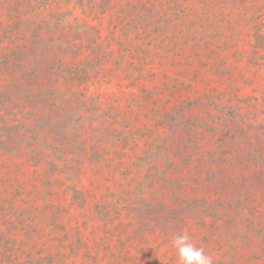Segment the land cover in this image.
<instances>
[{
  "label": "trees",
  "instance_id": "16d2710c",
  "mask_svg": "<svg viewBox=\"0 0 264 264\" xmlns=\"http://www.w3.org/2000/svg\"><path fill=\"white\" fill-rule=\"evenodd\" d=\"M73 1L0 0V162L26 158L64 172L117 159L114 180L125 184L123 196L126 183L132 189L148 166L147 174L158 181H137L149 190H133L127 204L95 197L102 223L97 232L108 239L102 249L106 264H162L146 240L163 236L170 242L192 228L200 235L196 239L207 240L205 254L212 253L214 264L259 257L250 244L262 240L264 249V0H75L88 16L84 20L72 17ZM107 17L125 36L121 45L130 48L118 57L132 61L124 71L132 79L128 86L140 88L129 92L128 112L117 108L101 116L88 102L87 83L114 73L106 70L109 62L124 69L100 41ZM156 64L170 66L173 75L152 72ZM160 75L171 80L144 84ZM147 105L153 115L142 121L135 109ZM87 139H93L91 147ZM202 139L211 147L200 152L195 144ZM170 140L175 144L168 148ZM5 174L0 215L11 229H0V264H43L25 249L35 246L26 238L29 231L17 238L23 233L17 221L43 218L30 202L36 207L37 197L44 200L55 190L38 192L44 184L39 178L29 191L20 189L12 171ZM206 185L211 195L203 194ZM71 191L75 202L82 193ZM124 211L136 217L127 224L130 230L122 225ZM70 242L78 252L79 242ZM244 247L249 258L239 251ZM60 257L46 264L62 263Z\"/></svg>",
  "mask_w": 264,
  "mask_h": 264
},
{
  "label": "rangeland",
  "instance_id": "374dc122",
  "mask_svg": "<svg viewBox=\"0 0 264 264\" xmlns=\"http://www.w3.org/2000/svg\"><path fill=\"white\" fill-rule=\"evenodd\" d=\"M74 1L71 5V8H73L72 17H78L82 20L86 19L88 16L83 13V10L79 6L74 5ZM90 18L91 17H89V19ZM103 26L104 29L101 31L102 37H100V41L104 43V46L107 45L106 51H112L118 62H124V69H119L113 64V62H109L106 66V70L108 71L112 69L114 73H107L104 75L102 80L98 81V83H87V96L89 97L88 102L93 106L100 108L101 116L108 115L113 109L117 108L122 109L123 113L128 112V109L132 106L129 92L138 91L140 88V86H128V82H131L132 79L124 77L125 66L132 67L130 64L132 62L131 59L128 56H126L125 59L118 58L121 54L127 52V50L130 49L121 45L125 42V36L122 34V31L119 32L113 28V25L110 24L108 17L107 19L105 18ZM111 32H113L118 38H113ZM167 34L169 36L176 35L172 31H169ZM104 46L101 47L103 48ZM155 69H157L158 72L163 71L164 74L169 76L173 75V70L170 66L161 68L157 67L156 64V68H154L152 72H155ZM114 74H119V76L114 78ZM169 80H171L170 77H164L163 75H160L154 83L146 80L144 84L163 85ZM214 86H217L219 89L224 87L223 83L221 82L215 83ZM246 92H250V90L247 89ZM160 96H164V94ZM151 106L152 105H147L143 106L141 109H135V112L140 113L139 116L142 117V121H148L149 117L153 115ZM157 106L159 107V105ZM132 116L133 115H131V117ZM202 118L203 117H201V120ZM101 119H106L108 122L111 120V117H103ZM87 134L90 133L88 132ZM87 144L89 145L88 147H91V145L94 144L93 139H87ZM174 144V141H168V148L174 146ZM195 145L198 147L200 152L203 150L206 151L209 147H211L210 144L207 143L206 139H202L200 143ZM50 158L52 161L55 160L53 157ZM13 161L6 160L7 163L11 164L8 165L10 168L0 166V192L4 191L1 180H6L7 175L5 172L7 171H12L14 186L17 188H27L29 191L32 187L38 185L37 180L39 178V181H42L44 184L42 185L39 183L38 192L43 191L45 193L47 191L55 190V195L49 194L44 200L37 197L35 199L37 200L35 203L36 207L33 204V201L30 202L34 206L32 208H36V212H38V214L43 218L38 221H17V225L23 229V233L22 231L18 232L17 238H25L24 234L29 231V235L28 237L26 236V238L31 240V242H33L36 247L25 246V249H29L31 251L30 259L38 258L39 262H42L43 264H46L51 257L57 260V258L60 256L62 263L58 262L57 264H106L107 261H105V257L103 256L105 255V251L102 249L107 246L108 239L107 235L104 234L103 231H100V233L97 232V229H100L102 223L100 222L101 220L100 217H98L97 212L94 210L93 203L95 197L106 195L113 202L119 204V200H123L127 204L130 198V193H132L134 196L135 191L139 190L138 193L143 194L142 192H147V190H149V186L147 184L141 187L137 186V181L143 180L144 183L152 182L154 184L158 181L155 175L149 176L147 174L146 171L149 169L148 166H146L143 174L136 180H133L134 183L132 184V189H130V182L126 183V191L128 194L123 196L122 193L123 189L125 188V184L120 182L122 179L117 180L120 177L114 180V174L116 173L115 166H117L118 162L117 159H106L101 165L97 166L92 165L93 161L91 162L92 164L87 162L85 165L81 164L80 167L75 166L72 168H67L64 170V172L59 171L54 166H51V163L49 164L44 162L38 166L34 165L33 160H26V158L19 159L16 157L13 159ZM6 162L5 160H1L0 163L7 164ZM62 163V161L59 162L61 167ZM82 167H84V169L80 173L76 174L74 177H67L68 174L72 172V170L77 168L80 169ZM198 173L199 172H197V174ZM128 185L129 188H127ZM73 188H77L82 193L78 200L75 199V202L72 199L73 191L71 190ZM204 188H206L207 191L203 194L211 195L213 190H211L207 185ZM113 191L116 192V194H114ZM146 194L149 197L152 195L151 192ZM23 198L25 197L23 196ZM47 203L50 205L45 207L44 205ZM118 204L116 205L117 208H119ZM18 205H22V203H18ZM26 205L28 206V203ZM53 206L57 207L55 209V214L50 213ZM0 214H2L1 211ZM123 214L124 217L122 225L124 226L125 230H130V226H127V224L134 223L136 217L133 214H128L126 211H124ZM112 217H116V214L113 210L111 213V218ZM18 219L20 220V217ZM2 220L3 218L0 215V229L2 228L3 230L4 228L5 230H10V226L4 222V220ZM35 222L38 223V230H36L37 227L35 226ZM114 222H116V220L112 221L111 223L113 224ZM205 227L206 225L200 226L199 228ZM36 231H38L39 234H35ZM190 236L192 237V240L193 238L195 239V241H192L193 243H195L198 247H202L205 252H208L206 250L207 240L203 241L202 239H196L198 238L196 236H200L197 229L192 228ZM70 241L79 242L80 249L78 252L77 248L72 250ZM146 241H151V243L156 246V249L154 248L150 251L148 250L151 256H158V259L162 264H175V249L172 247L171 242H169L167 238L165 239L162 236L157 240H153V237H149V239ZM240 243L241 245H246L245 242ZM67 244L69 246L68 248L64 246ZM250 245H253V249L257 252V254L259 253L260 255L259 257L256 256L246 260L244 264H264L263 241L255 239V241ZM246 248L247 247H244V250L239 251H243L246 258H249L251 253L249 248ZM53 253H55V255ZM209 255H212L210 251Z\"/></svg>",
  "mask_w": 264,
  "mask_h": 264
},
{
  "label": "clouds",
  "instance_id": "9594fccd",
  "mask_svg": "<svg viewBox=\"0 0 264 264\" xmlns=\"http://www.w3.org/2000/svg\"><path fill=\"white\" fill-rule=\"evenodd\" d=\"M170 242L176 251L178 264H214L213 257L193 243L187 232L174 234Z\"/></svg>",
  "mask_w": 264,
  "mask_h": 264
}]
</instances>
